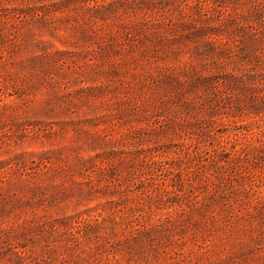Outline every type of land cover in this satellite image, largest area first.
Here are the masks:
<instances>
[{"label":"rangeland","instance_id":"374dc122","mask_svg":"<svg viewBox=\"0 0 264 264\" xmlns=\"http://www.w3.org/2000/svg\"><path fill=\"white\" fill-rule=\"evenodd\" d=\"M0 264H264V0H0Z\"/></svg>","mask_w":264,"mask_h":264}]
</instances>
